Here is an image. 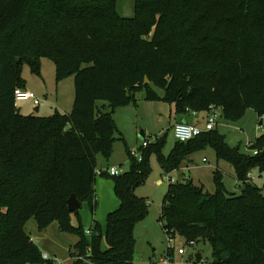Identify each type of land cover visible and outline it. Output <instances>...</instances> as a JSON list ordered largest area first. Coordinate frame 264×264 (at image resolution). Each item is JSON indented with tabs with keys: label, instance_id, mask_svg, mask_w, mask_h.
Wrapping results in <instances>:
<instances>
[{
	"label": "trees",
	"instance_id": "obj_1",
	"mask_svg": "<svg viewBox=\"0 0 264 264\" xmlns=\"http://www.w3.org/2000/svg\"><path fill=\"white\" fill-rule=\"evenodd\" d=\"M43 57L55 62L57 80L74 77L69 113L17 108L23 65L40 74ZM151 83L165 90L180 121L210 105L232 121L248 108L261 119L264 0H135L132 17L118 12L117 0H0V264H53L26 231L32 218L41 231L56 221L81 235L72 264H134L135 227L149 214L136 188L148 175L150 150L160 152L166 174L207 147L233 165L241 193L226 188L219 170L213 193L191 177L169 181L159 222L169 238L209 242V264H264V187L249 176L264 172V132L249 144L258 151L251 156L217 128L178 140L168 156L160 138L141 149V160L128 150L130 168L111 175L120 205L108 214L106 232L96 220L90 234L72 225L68 199L74 193L97 207L98 156L109 159L123 139L115 110L137 106L144 88L160 99Z\"/></svg>",
	"mask_w": 264,
	"mask_h": 264
},
{
	"label": "rangeland",
	"instance_id": "obj_2",
	"mask_svg": "<svg viewBox=\"0 0 264 264\" xmlns=\"http://www.w3.org/2000/svg\"><path fill=\"white\" fill-rule=\"evenodd\" d=\"M118 12L125 17L135 14V0H117ZM55 62L49 57L41 60L40 74H35L30 65L25 63L22 69V78L28 89L36 93L41 99L40 105H35L31 100L17 102L18 110L24 115L36 114L40 116H51L56 111L69 113L72 111L75 101L74 77L57 80ZM154 91L160 99H149L147 90L144 88L137 94L138 106L118 108L113 116L119 125L123 139L114 142L113 155L108 167L122 166L125 170L130 168L129 153L142 148L143 142L147 140L151 145L157 138L164 139L165 145L161 154L168 156L178 141L174 134V121L176 117L174 105L163 99L165 90L151 83ZM107 106V101L99 102ZM39 106V111L35 108ZM188 114H195L188 112ZM206 113L201 117V125L205 123ZM180 121V120H179ZM260 119L252 108H248L242 116L235 120H229L221 115L218 118L217 130L224 135L225 142L232 148L245 155H253L254 150L249 148V142L254 144L257 137L264 132L258 128ZM142 134L145 137L141 136ZM99 156V159L102 158ZM206 158V161L203 159ZM102 160V159H101ZM121 163V164H120ZM101 167V162H98ZM149 172L145 181L138 185L136 194L144 197L149 202V214L136 224L135 236V259L134 264H153L168 255V245L171 243L173 250L169 255L168 264H209L212 259V247L209 242L200 241L194 246L187 244V239L181 235L169 238L159 222L162 202L168 191L169 180L181 181L185 177H191L197 184L204 186L205 190L215 192L214 171L219 170L224 174V183L230 192L241 193V187L237 179V173L233 165L226 158H219L214 148L207 147L195 151L189 159L170 173H164L160 152L150 150L148 156ZM100 169V168H99ZM101 170V169H100ZM254 182L264 187V172L253 170ZM163 180L157 183V180ZM98 205L93 207L91 201H82L78 212L71 214V223L74 227L82 225L83 230L93 228L94 221L101 225L103 233L107 228V217L111 211L117 209L120 200L114 192V178L111 175L98 173L95 184ZM26 231L37 245L42 255L47 254L53 264H72L76 244L81 238L75 230H61L58 222L54 221L47 230H39L34 218L26 225ZM90 238V236H87ZM107 246V245H106ZM183 247L185 253L180 254L178 248ZM201 254L198 259L197 254Z\"/></svg>",
	"mask_w": 264,
	"mask_h": 264
},
{
	"label": "built area",
	"instance_id": "obj_3",
	"mask_svg": "<svg viewBox=\"0 0 264 264\" xmlns=\"http://www.w3.org/2000/svg\"><path fill=\"white\" fill-rule=\"evenodd\" d=\"M14 96L17 102L20 101H27V100H31L35 105H40L41 103V99L36 95L35 92H33L30 89L27 88H22V87H17L14 91ZM197 113V112H194ZM221 115L220 110H218L216 108V106L214 105H210L209 106V111L206 112V116H205V123L203 125L201 124H194L188 121H178L174 124V134L177 140L179 141H188L191 140L193 138H196L198 136H200L201 134H203L204 132L213 130L217 127L218 125V118ZM258 128L264 129V116L260 119V123ZM149 144V142L147 140H145L143 142L142 148H145L147 145ZM250 144V142H249ZM134 150L132 153V155L136 158H138L139 160L142 159L143 155H142V150ZM258 151L254 150V154H257ZM204 161H206V158H204ZM103 170H98L97 173H102ZM105 171H107L110 175L114 176V175H119L121 173H123L125 170L123 168L120 167H108L105 168ZM249 176L251 179L254 180L255 176L253 175V171L249 173ZM167 179L169 180V178L167 177ZM171 181H174V179H172ZM87 234H90L91 231L90 230H86ZM188 245L190 246H194L195 242L194 241H190L188 243ZM173 248L171 243H169L168 248ZM178 252L180 254L185 253V249L183 247H179L178 248ZM170 254L168 253V255L162 259H160L157 262H154L153 264H168L169 263V256ZM43 258L47 261H51V258L47 255L44 254ZM79 258H83L82 256H80ZM48 264V263H46Z\"/></svg>",
	"mask_w": 264,
	"mask_h": 264
},
{
	"label": "crops",
	"instance_id": "obj_4",
	"mask_svg": "<svg viewBox=\"0 0 264 264\" xmlns=\"http://www.w3.org/2000/svg\"><path fill=\"white\" fill-rule=\"evenodd\" d=\"M25 88L28 89V87L26 86ZM134 106V105H133ZM138 106V105H137ZM137 106H135V108H137ZM36 107H39V106H36ZM128 107H131V106H127L125 108H128ZM205 113L204 112H201V113H195V114H188L187 116H183L181 119L182 121H188V122H191V123H194V124H201L202 121H201V117H203ZM180 119V117L176 116L175 117V121H174V124L176 122H178ZM100 156V155H99ZM99 156H98V162H101V167H97L98 170H104L105 168L108 167V165L110 164L109 162H111V157L114 156L113 153H112V156L109 158V159H106L104 158L103 156H101L102 158L99 159ZM102 159V160H101ZM204 160V159H203ZM121 164V163H120ZM120 168H123L122 166H118ZM100 168V169H99ZM124 169V168H123ZM125 170V169H124ZM186 178V177H185ZM193 179V178H192ZM163 180L159 179L157 180V183H162Z\"/></svg>",
	"mask_w": 264,
	"mask_h": 264
},
{
	"label": "water",
	"instance_id": "obj_5",
	"mask_svg": "<svg viewBox=\"0 0 264 264\" xmlns=\"http://www.w3.org/2000/svg\"><path fill=\"white\" fill-rule=\"evenodd\" d=\"M145 81L148 83L149 82V78L146 77L145 78ZM35 111L38 112L39 111V107H36L35 108ZM143 136V135H141ZM82 206V202L77 198V196L73 193L70 198L68 199V207H69V210L71 212H75L77 210H79ZM198 257L201 256L200 253L197 254Z\"/></svg>",
	"mask_w": 264,
	"mask_h": 264
},
{
	"label": "bare ground",
	"instance_id": "obj_6",
	"mask_svg": "<svg viewBox=\"0 0 264 264\" xmlns=\"http://www.w3.org/2000/svg\"><path fill=\"white\" fill-rule=\"evenodd\" d=\"M167 177H168V175H167ZM169 178V177H168ZM168 181H171V180H168Z\"/></svg>",
	"mask_w": 264,
	"mask_h": 264
}]
</instances>
